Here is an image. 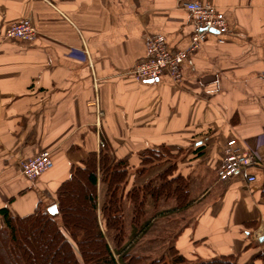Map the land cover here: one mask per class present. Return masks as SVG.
Instances as JSON below:
<instances>
[{
  "label": "crops",
  "instance_id": "crops-1",
  "mask_svg": "<svg viewBox=\"0 0 264 264\" xmlns=\"http://www.w3.org/2000/svg\"><path fill=\"white\" fill-rule=\"evenodd\" d=\"M199 1L222 11L230 31L223 44L211 34L174 84L140 83L129 71L151 35L173 51L190 44L194 25L178 0H0V230L2 209L24 217L58 205L72 168L105 148L129 168L128 190L157 182L173 163L188 181L187 208L173 198L149 203L144 239L173 221V247L189 263L264 264V0ZM24 19L38 39H5ZM230 140L257 152L254 184L219 181ZM162 148L169 157L145 167V152ZM43 152L54 168L31 182L20 162Z\"/></svg>",
  "mask_w": 264,
  "mask_h": 264
},
{
  "label": "trees",
  "instance_id": "trees-1",
  "mask_svg": "<svg viewBox=\"0 0 264 264\" xmlns=\"http://www.w3.org/2000/svg\"><path fill=\"white\" fill-rule=\"evenodd\" d=\"M169 155L167 148L147 150L143 165L149 167ZM176 164L158 176L160 184L150 181L128 190L130 171L124 161L105 148L99 156L90 154L81 166L72 168L70 178L58 189L62 225L40 207L24 217L1 210L6 228L0 230V264H140L143 258L131 254L126 243L125 204H132L134 238L150 226V222H143L149 203L157 206L162 198H173L176 210L187 208L192 203L188 181L176 175ZM76 192H80L81 201L75 198ZM77 208L84 212H80L81 217L74 216ZM170 253L172 264H236L234 257L189 263L174 247Z\"/></svg>",
  "mask_w": 264,
  "mask_h": 264
},
{
  "label": "built area",
  "instance_id": "built-area-1",
  "mask_svg": "<svg viewBox=\"0 0 264 264\" xmlns=\"http://www.w3.org/2000/svg\"><path fill=\"white\" fill-rule=\"evenodd\" d=\"M189 13L194 25L190 44L181 50L173 51L167 38L161 34L151 35L146 41V56L129 75L140 83L155 82L162 76H168L174 84L183 81L184 66L207 41L211 34H218V42L223 44L230 27L225 14L217 7L204 4L199 0H178ZM5 39L34 43L38 39V30L33 20L24 19L11 24L4 35ZM101 112L98 109V117ZM261 166L257 152L239 146L237 140H230L224 149V156L218 169L220 182L242 176L248 184H254L256 177L249 174L252 168ZM23 176L33 182L54 168L49 152L20 162Z\"/></svg>",
  "mask_w": 264,
  "mask_h": 264
},
{
  "label": "rangeland",
  "instance_id": "rangeland-1",
  "mask_svg": "<svg viewBox=\"0 0 264 264\" xmlns=\"http://www.w3.org/2000/svg\"><path fill=\"white\" fill-rule=\"evenodd\" d=\"M37 28V27H36ZM38 30V29H37ZM39 36V32H38ZM178 159V157H174L173 160ZM157 182H154L156 185L160 184V180H156ZM80 193V192H79ZM78 192L75 193V198L79 199ZM88 191L85 193L87 194ZM79 194V196H78ZM81 201V199H79ZM126 208V214H127V222L126 227L129 231L131 228V219L133 218L132 212V204L128 201L125 204ZM84 213L81 208H77L74 211V216L81 217V213ZM60 225H62V222L60 219L57 220ZM175 222H171L170 224L166 221L161 224L162 227L159 228V231L162 230L161 235L157 234L152 235L150 234L149 238L144 239V234L141 233L137 238H134L132 236H127L126 243L129 245V252L134 255H139L143 258L142 262L140 264H152L154 261H159L161 264H172L173 257L170 253L171 248L173 247V239L175 237L176 232L178 231L177 226L174 225ZM171 225V226H169ZM133 226V225H132ZM134 228V226H133ZM157 232V231H156ZM68 235V234H67ZM111 237L108 236V240H110ZM48 242V241H47ZM47 242H43V245H47ZM44 247V246H43Z\"/></svg>",
  "mask_w": 264,
  "mask_h": 264
},
{
  "label": "water",
  "instance_id": "water-1",
  "mask_svg": "<svg viewBox=\"0 0 264 264\" xmlns=\"http://www.w3.org/2000/svg\"><path fill=\"white\" fill-rule=\"evenodd\" d=\"M47 212H48L49 215H50L52 218H54V219H57V218L60 217V213H59V207H58V205H53V206H51L50 208H48V211H47ZM263 240H264V238H263ZM263 240H261V241H263Z\"/></svg>",
  "mask_w": 264,
  "mask_h": 264
}]
</instances>
